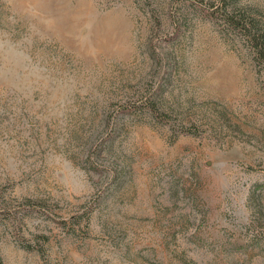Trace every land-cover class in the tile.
<instances>
[{"label":"rangeland","instance_id":"374dc122","mask_svg":"<svg viewBox=\"0 0 264 264\" xmlns=\"http://www.w3.org/2000/svg\"><path fill=\"white\" fill-rule=\"evenodd\" d=\"M228 1L0 0V264H264V57Z\"/></svg>","mask_w":264,"mask_h":264},{"label":"trees","instance_id":"16d2710c","mask_svg":"<svg viewBox=\"0 0 264 264\" xmlns=\"http://www.w3.org/2000/svg\"><path fill=\"white\" fill-rule=\"evenodd\" d=\"M227 3H229V7L223 6V16L225 20L231 25L246 30L245 36H247L251 47L254 48L256 54L260 57H264V29L259 26L254 18L235 12L234 0H229Z\"/></svg>","mask_w":264,"mask_h":264}]
</instances>
